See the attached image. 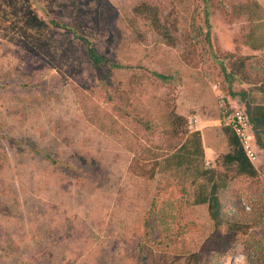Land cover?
Here are the masks:
<instances>
[{"label":"rangeland","instance_id":"1","mask_svg":"<svg viewBox=\"0 0 264 264\" xmlns=\"http://www.w3.org/2000/svg\"><path fill=\"white\" fill-rule=\"evenodd\" d=\"M149 1L175 45L144 19L136 29L116 0H0V264H175L214 231L205 205L184 203L176 238L153 219L147 232L164 184L160 192L132 168L172 143L170 113L190 127L197 118L198 130L201 112L225 116L221 97L245 108L236 97L245 92L252 105L264 104V0H214L210 41L201 0ZM32 16L75 27L124 68L95 67L83 42L61 28L44 37L62 48L58 57L34 56L14 26ZM244 60L247 84L230 87L226 72ZM234 182V193H225L263 211L264 172ZM261 215L239 234L226 264H264V255L248 258L264 252Z\"/></svg>","mask_w":264,"mask_h":264},{"label":"trees","instance_id":"2","mask_svg":"<svg viewBox=\"0 0 264 264\" xmlns=\"http://www.w3.org/2000/svg\"><path fill=\"white\" fill-rule=\"evenodd\" d=\"M116 1L121 4L123 12L132 18L136 29L139 28L140 21L144 19L165 40L170 41V44H176L177 39L173 38L172 30L162 21V14L155 2L149 0ZM201 2L206 13L207 33L205 37L210 41L212 31L210 13L211 9L215 7V3H213L214 0H201ZM254 7L262 9L258 3ZM22 22L25 23L22 24ZM14 26L17 28L20 38L24 39V41H20L23 44L22 47L32 50L34 56L46 54L52 58L58 57L62 48L53 46V43L47 42L48 39L45 40L44 37L47 35L53 37L54 28H61L83 42L86 48L85 55L95 67L124 68L118 61H113L102 55L92 40L66 23L57 22L53 19L47 23L44 21L39 22L36 16H32V18L25 20L24 18L19 19L14 23ZM137 37L142 40L140 31H138ZM239 67L235 68L234 72H226L230 87L233 86L235 81L241 84H247L248 82L246 80L249 79V76L246 77L248 73L245 71L243 74L240 73L246 68L245 60ZM154 74L163 80L170 79L163 74ZM259 84L264 89V78L258 81ZM234 95L237 94L234 93ZM239 97L242 100L244 99L246 112L253 124L256 142L264 154V104L252 105L246 100L247 95L245 92L239 93ZM168 118L173 134L172 143L166 147L163 145L158 147L163 151L162 153L154 154L152 157L142 160L136 158L132 168L133 172L142 180L155 181L160 192L162 184H164L162 193L165 200L158 207V197L153 198L151 208L148 211V218L145 220V228L147 232L149 230L154 231L150 226V220L153 219L156 227L161 229L163 233L166 234L170 231L172 237L176 238V235L172 233V225L181 226L180 220L185 212L184 203L194 206L205 205L208 216L213 223L214 231L203 240L200 251H195L192 253L193 255L184 259L180 256L172 262L177 264L181 260H185L188 264H200L202 261H204V264H226L225 260L233 255L232 251L238 242L239 234L245 233L255 225L260 224V222L255 221L257 215L262 214L261 216H264V207L261 211L254 204L246 206L240 199L234 201L230 196L234 191H231L230 188L238 178L256 179L260 171L264 172V163L262 162L263 164L260 167L254 165L243 150L237 133L232 127L224 125L223 132L228 139L229 151L219 154L214 167H209L206 164V153L201 131L191 129L187 119L180 115L170 113ZM225 191L231 192L227 194ZM184 234L185 232L182 231L179 236L182 237ZM177 241L179 242L178 238ZM258 244L261 245V242H258ZM247 245L250 249L254 246L251 243H247ZM183 246L185 245H182V249ZM252 252L258 256L264 255L262 251H250V254H248L250 260L253 259ZM190 259L191 262L188 261Z\"/></svg>","mask_w":264,"mask_h":264},{"label":"built area","instance_id":"3","mask_svg":"<svg viewBox=\"0 0 264 264\" xmlns=\"http://www.w3.org/2000/svg\"><path fill=\"white\" fill-rule=\"evenodd\" d=\"M220 108L225 114L222 118V123L225 126L232 127L237 133L243 150L249 160L254 165L262 163V151L256 142L253 124L246 109L241 105H236L235 101L233 103L230 102L225 97L220 98ZM190 123L191 127L196 129L198 126V119L195 118Z\"/></svg>","mask_w":264,"mask_h":264},{"label":"crops","instance_id":"4","mask_svg":"<svg viewBox=\"0 0 264 264\" xmlns=\"http://www.w3.org/2000/svg\"><path fill=\"white\" fill-rule=\"evenodd\" d=\"M241 101L239 94L236 96ZM259 104V103H258ZM255 104V105H258ZM220 107V100H219ZM213 115L209 110L201 112V126L198 130L201 131L203 144L206 153V164L215 165V161L218 158L219 154L227 153L229 151V144L226 142V135L223 132V129L218 126L224 125L221 118L212 117ZM218 138L220 140H218Z\"/></svg>","mask_w":264,"mask_h":264}]
</instances>
